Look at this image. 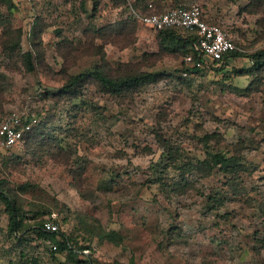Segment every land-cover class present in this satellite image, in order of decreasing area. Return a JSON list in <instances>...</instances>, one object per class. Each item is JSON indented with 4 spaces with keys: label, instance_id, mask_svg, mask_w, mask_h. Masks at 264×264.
Masks as SVG:
<instances>
[{
    "label": "rangeland",
    "instance_id": "rangeland-1",
    "mask_svg": "<svg viewBox=\"0 0 264 264\" xmlns=\"http://www.w3.org/2000/svg\"><path fill=\"white\" fill-rule=\"evenodd\" d=\"M136 4L0 0V40L12 30L35 66L26 71L0 44V124L17 115L38 127L29 144H0V181L18 195L24 224L54 221L58 240L86 248L79 260L264 264V66L252 60L264 53V0L145 1L151 12L201 8L243 54L222 65L204 58L209 67L195 72L183 52L159 50L158 33L134 18L147 15ZM131 21L136 29L118 33ZM97 67L158 79L106 94L89 79ZM70 76L87 82L61 95ZM164 146L180 168L208 152L233 161L184 182ZM5 209L0 201V264H59L53 252L70 264L68 251L30 230L11 235Z\"/></svg>",
    "mask_w": 264,
    "mask_h": 264
},
{
    "label": "trees",
    "instance_id": "trees-1",
    "mask_svg": "<svg viewBox=\"0 0 264 264\" xmlns=\"http://www.w3.org/2000/svg\"><path fill=\"white\" fill-rule=\"evenodd\" d=\"M117 5H121L125 3V0H116ZM146 0H137L136 8H142L143 12L147 13V15L153 13H161V12H151L148 4L147 6L144 5ZM97 4H95L96 6ZM155 11V10H153ZM139 22V21H138ZM137 21H131L123 23L121 27L118 26V33L123 34L124 30H128L127 28L131 27L136 29ZM115 29V28H114ZM114 31V30H113ZM158 33V45L160 51H167L173 52L179 50L185 54V58L189 55L192 56L191 61H187L191 68V71H199L203 69L198 63H203L205 61L203 56H200V51L197 50L198 42L197 36L194 33H191L187 30L182 28H168L161 31H156ZM13 31H6L3 33L0 44L2 50L4 52H11L17 53L18 56L22 58L24 61V66L26 71L32 72L35 69L34 62H33V55L32 52L23 53L22 48L20 46L19 39L13 42L11 39ZM19 34V33H17ZM241 54L237 49L234 50L229 56L225 57L224 64L229 63V59L234 58L236 56H241ZM252 60L254 61L256 66L263 67L264 66V53L257 54L252 56ZM186 61V60H185ZM215 65H222L223 63L220 60H215ZM67 74V72H65ZM68 75V74H67ZM87 77L83 76H70L67 81H65V85L62 88L61 95L66 94L68 91H76L77 87L82 88L84 84L87 82ZM92 81L98 83L101 90L106 94L112 95H122L123 92L129 90L134 87H139L144 84H150L158 79L157 74L151 73H139L127 76H113L108 74L102 67H97L90 78ZM75 89V90H74ZM79 91V90H78ZM38 129L33 127L32 130L27 132L24 135L23 141L24 143H31L34 141L35 136L37 135L36 130ZM163 156H167L169 161H171V165L174 169H180V172L183 174L182 179L184 182H189V179L185 178V175L190 174L192 175L195 172L202 173L204 175H210L215 169H220L226 171L231 167V163L233 161L232 158L225 156L223 153H207V158L204 160H192L189 161L184 168H180L178 166V160L174 158L173 150L171 147L164 146L163 149ZM0 201L5 204V211L9 217V230L10 234L14 235L15 238L21 240L18 236L19 233L26 232L28 230L35 233L36 237L42 239L44 241L54 242L56 245V249L58 248L57 252H64L68 251L67 255V262L70 264H94L95 260L89 256H87L86 260H79L78 256L79 253L83 254V251L86 249L83 246H77L75 243L74 238L71 236H67L66 234L62 235L60 240L57 239V233H49L42 229V226L45 221L38 223L37 226H30L28 224H24V219L22 216V206L19 200V197L16 193L13 192L12 188L8 186L7 182L4 180L0 181ZM110 241H115L118 237L116 232H108L106 236ZM23 241L27 239L22 238ZM53 246V247H54ZM90 249V248H88ZM52 258L55 262L61 263L53 252ZM31 264H36V262H31Z\"/></svg>",
    "mask_w": 264,
    "mask_h": 264
},
{
    "label": "built area",
    "instance_id": "built-area-1",
    "mask_svg": "<svg viewBox=\"0 0 264 264\" xmlns=\"http://www.w3.org/2000/svg\"><path fill=\"white\" fill-rule=\"evenodd\" d=\"M29 3H36L38 0H25ZM133 9V8H132ZM133 11V10H132ZM144 26L150 27L155 31H161L168 28H182L197 36L200 56L208 58L211 62L220 60L225 62V57L229 56L237 45L229 33L220 25L210 23L204 15V11L197 6H175L161 13L142 15L135 11L132 12ZM191 61L192 56L185 58ZM202 68L209 67L204 61L198 63ZM34 125L29 120L14 115L5 119L0 124V144L6 147H12L23 141L24 135L32 130ZM42 229L49 233H58L59 227L52 220H46ZM56 249V246H54Z\"/></svg>",
    "mask_w": 264,
    "mask_h": 264
},
{
    "label": "crops",
    "instance_id": "crops-1",
    "mask_svg": "<svg viewBox=\"0 0 264 264\" xmlns=\"http://www.w3.org/2000/svg\"><path fill=\"white\" fill-rule=\"evenodd\" d=\"M140 23V22H139Z\"/></svg>",
    "mask_w": 264,
    "mask_h": 264
}]
</instances>
